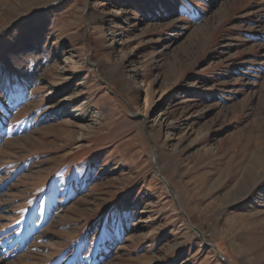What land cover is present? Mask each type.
Wrapping results in <instances>:
<instances>
[{
    "label": "rangeland",
    "instance_id": "obj_1",
    "mask_svg": "<svg viewBox=\"0 0 264 264\" xmlns=\"http://www.w3.org/2000/svg\"><path fill=\"white\" fill-rule=\"evenodd\" d=\"M0 264H264V0H0Z\"/></svg>",
    "mask_w": 264,
    "mask_h": 264
},
{
    "label": "trees",
    "instance_id": "obj_2",
    "mask_svg": "<svg viewBox=\"0 0 264 264\" xmlns=\"http://www.w3.org/2000/svg\"><path fill=\"white\" fill-rule=\"evenodd\" d=\"M72 163H74V161L72 162ZM66 165H68V163L66 164L65 162L62 164V166H66ZM56 176H55V178L53 179V181H58V180H60V179H63L62 178V176H61V173L60 174H55Z\"/></svg>",
    "mask_w": 264,
    "mask_h": 264
},
{
    "label": "water",
    "instance_id": "obj_3",
    "mask_svg": "<svg viewBox=\"0 0 264 264\" xmlns=\"http://www.w3.org/2000/svg\"><path fill=\"white\" fill-rule=\"evenodd\" d=\"M157 169H158V168H156V171H158Z\"/></svg>",
    "mask_w": 264,
    "mask_h": 264
},
{
    "label": "bare ground",
    "instance_id": "obj_4",
    "mask_svg": "<svg viewBox=\"0 0 264 264\" xmlns=\"http://www.w3.org/2000/svg\"><path fill=\"white\" fill-rule=\"evenodd\" d=\"M72 111H73V110H72ZM157 170H159V168H158Z\"/></svg>",
    "mask_w": 264,
    "mask_h": 264
}]
</instances>
